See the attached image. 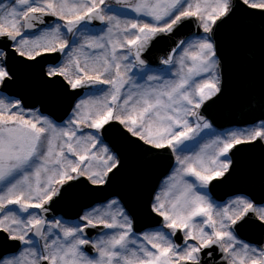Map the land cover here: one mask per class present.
Masks as SVG:
<instances>
[{
  "label": "snow or ice",
  "instance_id": "obj_1",
  "mask_svg": "<svg viewBox=\"0 0 264 264\" xmlns=\"http://www.w3.org/2000/svg\"><path fill=\"white\" fill-rule=\"evenodd\" d=\"M233 61L260 114L220 129ZM0 264H264V0H0Z\"/></svg>",
  "mask_w": 264,
  "mask_h": 264
},
{
  "label": "water",
  "instance_id": "obj_2",
  "mask_svg": "<svg viewBox=\"0 0 264 264\" xmlns=\"http://www.w3.org/2000/svg\"><path fill=\"white\" fill-rule=\"evenodd\" d=\"M258 27V26H255ZM193 30H195L193 28ZM163 45L158 46L156 52L153 53L152 59L157 60L158 55L160 54L159 49ZM243 69L237 61H233L231 66V75L229 82V94L227 98L220 104L214 106L209 110L207 115L212 119L215 124L214 126L220 129L228 127H239L243 126L244 122L253 120L256 116L260 114L259 109H253L248 104L244 103L241 99V90L244 88L246 81L242 78ZM68 108V102H62L55 106L54 112L56 118H65V111ZM136 158H133L135 160ZM244 160L251 162V166H243L241 172L236 177L235 181L232 184L227 185L229 188V193L231 190L240 188L242 185V177L244 176V169L252 170L253 168L258 167L260 161L259 152L247 154V158L243 157ZM156 160L152 162H139L140 173L138 175L139 183L146 194L151 191L154 187L157 186L158 182L164 177V174L169 172V164L167 159ZM250 176V175H248ZM124 186V182L117 185L116 190H121ZM218 189L215 191V194H221ZM76 207L61 204L56 207V209L50 213V215H60L65 218L73 217L76 211ZM133 211L138 217L143 218V206L142 203L136 202L133 204Z\"/></svg>",
  "mask_w": 264,
  "mask_h": 264
},
{
  "label": "flooded vegetation",
  "instance_id": "obj_3",
  "mask_svg": "<svg viewBox=\"0 0 264 264\" xmlns=\"http://www.w3.org/2000/svg\"><path fill=\"white\" fill-rule=\"evenodd\" d=\"M248 184H249L248 178L245 177V178L243 179V185H242V187H243V188H244V187H247ZM158 186H159V185H158ZM157 188H158V187H157ZM227 195H228V194H224V195H222V196H221L220 198H218V199H227ZM245 236H246L247 238L259 239V236H258V235L253 234V233H251V232H247V233H245Z\"/></svg>",
  "mask_w": 264,
  "mask_h": 264
}]
</instances>
